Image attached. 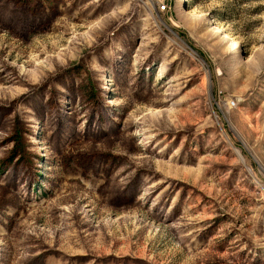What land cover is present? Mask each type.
<instances>
[{
    "label": "rangeland",
    "instance_id": "obj_1",
    "mask_svg": "<svg viewBox=\"0 0 264 264\" xmlns=\"http://www.w3.org/2000/svg\"><path fill=\"white\" fill-rule=\"evenodd\" d=\"M0 0V264H264V0Z\"/></svg>",
    "mask_w": 264,
    "mask_h": 264
},
{
    "label": "built area",
    "instance_id": "obj_2",
    "mask_svg": "<svg viewBox=\"0 0 264 264\" xmlns=\"http://www.w3.org/2000/svg\"><path fill=\"white\" fill-rule=\"evenodd\" d=\"M161 3H162L161 10H162V11H166L167 8H168V5H167L166 2H164L163 0H162Z\"/></svg>",
    "mask_w": 264,
    "mask_h": 264
}]
</instances>
